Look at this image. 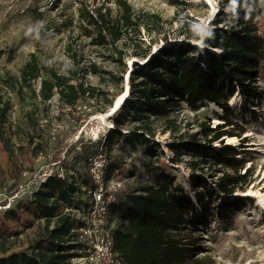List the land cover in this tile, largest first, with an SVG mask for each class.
<instances>
[{"label":"trees","instance_id":"16d2710c","mask_svg":"<svg viewBox=\"0 0 264 264\" xmlns=\"http://www.w3.org/2000/svg\"><path fill=\"white\" fill-rule=\"evenodd\" d=\"M168 2L178 9L186 0ZM118 3V15L101 7L96 12L85 10L82 14L90 29L88 34L97 38L100 44L115 47L118 57L112 58L122 68L120 76L96 63H91V69L65 66L66 72L62 73L50 63H42L32 52L23 64L20 76L7 77L4 82H18L19 91L25 87L36 94L35 80L47 74L48 77L43 78L47 90L51 94L57 89L61 112L67 119L78 121L98 112H108L116 95L123 90L113 93L89 84L84 72L91 70L105 80L107 77L104 75L108 73L110 78L116 79V83L123 82L127 66L117 42L130 31H139L141 24L150 23L152 28L159 30L163 24L158 13L138 14L127 0H118ZM211 24V34L202 51L196 43L201 31L193 19L179 24L178 32L184 36V42L163 45L156 52H153L152 45L142 48L137 42L134 56L143 58L145 62H134L129 75V94L113 113L114 126L97 142L83 138L65 142L62 135L51 144L48 137L43 138L52 130L47 103L50 94H47L43 99L47 117L42 118L37 109L26 113L28 120L35 125V137L29 135L25 145L22 144V149L17 151L7 133L11 103L0 95V144L12 166V189L19 190L20 184L25 182L26 185L37 177L45 164L57 162L54 155L49 159L48 146L54 149L64 146L61 151L64 158L57 163L56 172L45 180L41 178L40 185L14 207L1 209L4 218L21 220L23 217L20 215L27 213L38 223H23L31 228L29 234L23 229L11 230L0 225V264H71L75 254L71 251L75 248L71 242L75 221L65 209L81 201L78 200L84 194L81 183L87 186L94 184L89 169L81 171L83 166L79 165V161L98 153L101 141L109 152L124 136L133 147L149 143L150 138L155 137V122L159 119L166 122L163 132H178L173 112L182 102L191 110L214 103L225 113L221 119L232 125L231 129H227V125L214 127L210 122L202 123L197 131L178 132L167 143L174 154L172 162L176 163L186 155L190 157L187 164L194 173H209L206 171L209 169L222 172L215 188L210 187L205 177H197V182L203 185L197 195L202 206L205 207L206 200L219 192L232 195L237 188L245 191L250 186L251 169L247 167V157L239 156L241 152L238 148L224 139L228 136L242 137L246 131L239 121L231 119L235 109L229 104V99L238 90L246 99L256 96L259 77L264 75V13L261 2L221 0V8ZM163 38L165 42L169 41L168 37ZM73 57L77 58L76 53ZM129 124L130 128L124 132ZM154 144L162 147L158 141ZM153 148L151 145L147 147L151 156L155 154ZM38 156L43 157L38 160ZM28 157L30 162H27ZM107 162L105 177L110 178L118 169V164L110 156ZM61 165L66 169L64 177L59 175ZM160 167L166 170L164 163L150 168L158 184L142 181L127 187L120 190L111 203L110 213L117 222L114 230L116 250L126 264H215L212 254L199 249V236L193 233L194 221L190 219V214L195 209V203L182 190L173 188V176L167 170L160 172ZM69 169L76 174L69 173ZM236 202L231 200L223 204L232 209Z\"/></svg>","mask_w":264,"mask_h":264},{"label":"rangeland","instance_id":"374dc122","mask_svg":"<svg viewBox=\"0 0 264 264\" xmlns=\"http://www.w3.org/2000/svg\"><path fill=\"white\" fill-rule=\"evenodd\" d=\"M127 1L133 5L138 14L145 12L160 14L163 24L159 30L152 28V25L146 21V24H141L139 31L135 33L130 31L117 42L123 62L127 66L123 82L116 83V79L110 78L108 73L104 75L107 77L105 80L91 70L84 72L87 83L108 89L113 93H119L121 89L124 92L129 87V75L135 61L145 62L143 58L134 56L137 42L142 48L152 45L153 52L163 45L184 42V36L178 32L179 24L193 19L201 31V37L196 43L202 51L205 41L211 34L213 27L211 20L221 8V0H186L178 9L168 0ZM260 2L264 13V0ZM100 7L114 15L120 13L118 0H0V51H2L0 95L3 100H9L11 103L7 133L17 151L22 149L20 148L22 144L25 145L29 135L35 137V125L28 120L26 113L37 109L42 118L47 117L44 110L46 103L43 102L46 95L50 94L43 80L48 77L47 74L35 80L36 94L25 87L19 91L18 82L10 84L4 82L7 77L20 76L21 68L30 57V53L34 52L42 63H50L62 73L66 72L65 66L91 69V63H96L107 71L119 76L122 74V68L112 58V56L118 57L115 47L100 44L97 38L88 34L90 29L86 26L87 22L82 12L85 10H89L90 13L96 12L95 10ZM165 36L168 37V42L163 40ZM73 53H76V59ZM81 73L83 74L82 70ZM258 88L257 95L250 99H246L239 90L234 95V101L229 99V104L235 109V115L231 119L239 121L246 127L242 137H238L239 142L235 147L241 152L239 156L247 157V167L251 169V184L245 191L237 188L232 195L219 192L213 198H206L205 207L198 201L197 195L203 189V185L197 182V177H205L210 187L215 188L222 172L205 168L209 173L203 174L199 171L194 173L187 164L190 157L186 155L182 160L172 162L174 154L167 143L174 139L178 132L197 131L202 123L210 122L214 127L218 124L226 126L225 120L221 119L224 117V111L212 103L198 110H191L185 102H182L173 112L179 131L163 132L166 129V122L159 119L155 122V137H151L149 143L133 147L124 136L114 144L110 152L107 151L103 141L99 145V151L105 153L104 158L109 160L110 156L111 160L118 164L114 179L119 183L117 188L119 194L120 190L135 186L142 181L158 184L150 168L156 167L158 163L165 164L166 170L173 176V188L182 190L195 203V209L190 214V219L194 221L193 233L199 236V249L212 254L216 260L215 264H264V75L259 77ZM122 93L116 95L115 101ZM49 97L48 118L51 119L52 130L43 138L48 137L51 144L56 137L62 135L65 136V142L78 138L97 142L114 126L113 114H106L107 112L103 113L106 114L105 116H102V112H98L87 118L82 117L78 121L69 120L61 112L56 88ZM130 126L127 125L124 132H127ZM231 126L227 125L226 128L229 129ZM242 138L245 141H242ZM224 140L228 142L227 137ZM156 141L161 144V148L154 144ZM150 145L154 146V156L147 152V147ZM48 147L49 159L54 155L57 162L45 164L37 177L26 185L23 182L19 190H15L12 189L14 181L10 171L12 166L0 144L1 226L11 230L23 229L29 234L31 228L23 223L29 221L38 223L37 219L27 213H24V216L20 215L23 217L21 220L4 218L1 209L14 207L24 197L29 196L40 185L42 179L45 180L56 172L57 163L64 158L61 152L64 146L59 149ZM38 157L37 159L40 160L43 156ZM30 161L31 158L27 160ZM87 163L88 159L79 161V165L83 166L81 171L88 169ZM166 170L160 167V172ZM231 200L237 202L232 209H228L229 206L223 203ZM4 203H7L6 206Z\"/></svg>","mask_w":264,"mask_h":264},{"label":"built area","instance_id":"2783aa9c","mask_svg":"<svg viewBox=\"0 0 264 264\" xmlns=\"http://www.w3.org/2000/svg\"><path fill=\"white\" fill-rule=\"evenodd\" d=\"M101 150L89 156L88 169L92 176L93 186L81 183L84 194L78 197L77 203L66 207L75 221L73 240L75 248L71 264H126L115 247L114 230L116 220L111 216V203L118 193L119 183L114 175L106 178L107 159ZM59 175H65L66 169L59 167ZM71 174H76L72 169Z\"/></svg>","mask_w":264,"mask_h":264},{"label":"bare ground","instance_id":"6f19581e","mask_svg":"<svg viewBox=\"0 0 264 264\" xmlns=\"http://www.w3.org/2000/svg\"><path fill=\"white\" fill-rule=\"evenodd\" d=\"M129 94V87H127V89L116 99L115 103L116 107L115 109L111 110V108H113V106L110 108V110L106 113V114H113L115 112V110H117V108L123 103V100L125 98V96H127ZM230 99H232V101H234V96L231 97ZM213 105L217 106L216 104L212 103ZM219 109H222L221 107L217 106ZM106 114L102 113V116H105ZM227 140L230 145L232 146H237L239 140H238V136H228Z\"/></svg>","mask_w":264,"mask_h":264},{"label":"water","instance_id":"95a60500","mask_svg":"<svg viewBox=\"0 0 264 264\" xmlns=\"http://www.w3.org/2000/svg\"><path fill=\"white\" fill-rule=\"evenodd\" d=\"M115 107H116V104H114V106H113V108H111V110L115 109Z\"/></svg>","mask_w":264,"mask_h":264}]
</instances>
